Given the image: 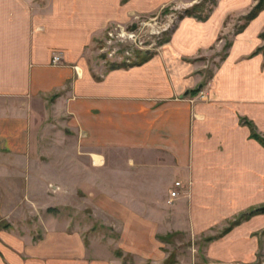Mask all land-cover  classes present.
I'll return each mask as SVG.
<instances>
[{
    "label": "crops",
    "instance_id": "obj_1",
    "mask_svg": "<svg viewBox=\"0 0 264 264\" xmlns=\"http://www.w3.org/2000/svg\"><path fill=\"white\" fill-rule=\"evenodd\" d=\"M173 1L0 0V157L21 161L39 142L51 159L41 174L67 172L71 158L78 180L56 188L83 191L82 209L117 223L119 247L136 264H161L168 255L144 239L176 232L207 238L201 261L188 251L179 264H264V213L223 230L264 204V146L249 124L264 136V9L226 51L221 36L230 15L258 0H218L206 20L185 16L142 64L110 69L96 57L95 39L111 22ZM213 52L219 59L208 76ZM35 169L13 173H30V181ZM14 201L15 213L21 197ZM36 227L40 234L0 229V264H64L94 248L80 223L69 230L58 215H41ZM106 257L104 264H124L113 251Z\"/></svg>",
    "mask_w": 264,
    "mask_h": 264
},
{
    "label": "rangeland",
    "instance_id": "obj_2",
    "mask_svg": "<svg viewBox=\"0 0 264 264\" xmlns=\"http://www.w3.org/2000/svg\"><path fill=\"white\" fill-rule=\"evenodd\" d=\"M217 1L212 3L211 0H174L157 13L140 14L122 23L111 22L102 34L95 39L94 50L96 51V57L98 60H103L108 67L114 64L126 67L133 66V64L142 60L145 52H157L165 44L162 41L166 37L172 36L181 20L179 16L187 8H192L196 3L202 2L205 8L201 12L205 13L209 9L212 11ZM199 11H197L198 14L201 13ZM248 13L239 16L232 14L226 20L225 30L221 34L222 37L228 39L224 51L229 46L231 35L240 32V27L245 23V17ZM224 51L219 53V58L223 56ZM213 53V56L208 57L210 63L207 71L208 76L213 71L215 66L213 64L215 62L217 64L219 59L217 53ZM70 146H73V143ZM33 148L31 156L23 158L21 161H16V159L9 157H0V229L6 228V224L11 227L12 225L13 227L18 225L23 228L32 227L34 229L33 232L37 235L41 233V230L38 227L33 228L35 220L38 221L41 215L46 217L51 214L58 215L64 218L65 225L69 227V230H72L80 223L85 245L88 247H90V244L94 246L87 253H81L80 256H77L78 254L75 255V261L67 259L64 264L108 263L106 255L110 251L121 257L124 264H136L134 256L131 253L124 254V251L119 247L122 239L119 236L120 230L115 227L117 223L95 221L92 207L86 206L82 209L79 204V197L83 191H76L72 188L65 190L56 188L59 183L57 181H61L70 187L72 185L71 182L78 180L71 170V158L67 172L60 173L49 169L43 174L37 173L40 172V166L47 164L51 159L41 156L39 142H34ZM15 167H28V169L29 167L33 169L35 167L34 177L29 181L32 176L30 173L21 175L13 173ZM17 176H20L19 181L23 182L22 189L18 188L15 183ZM44 182H48L46 186ZM40 187L44 189H40ZM20 197L21 205L14 213L16 208L14 200H18ZM86 203H88V200H86ZM216 230L221 232L222 229ZM144 240L145 243L143 245L145 247H147L146 245L150 240L151 243L153 242L156 253L161 258L168 255L164 261L161 260L162 263H159L179 264L187 263L186 261L190 257L192 258V263L201 261L203 257L201 249L207 238H204V236L188 237L184 232H176L169 237ZM197 248L199 249L198 251ZM188 251L192 253L190 257ZM150 262L148 261L144 264H151Z\"/></svg>",
    "mask_w": 264,
    "mask_h": 264
},
{
    "label": "trees",
    "instance_id": "obj_3",
    "mask_svg": "<svg viewBox=\"0 0 264 264\" xmlns=\"http://www.w3.org/2000/svg\"><path fill=\"white\" fill-rule=\"evenodd\" d=\"M124 2L127 0H123ZM212 3H216L217 0H211ZM204 5L202 2L200 3H196L195 5H193L192 8H187L183 13H181V15L179 16L180 19L184 18L185 16H193L198 18L199 20H206L209 17L210 11L211 9H209L207 12L202 13L201 11L203 10ZM264 9V0H258L257 4L252 8V10L246 15L245 17V23L240 27V31H242L247 25L248 23L254 19L256 16H258V14ZM200 10V11H199ZM197 11L201 12V13H197ZM261 37L264 39V31L260 34ZM171 39V36L166 37L162 42L166 43ZM230 44V43H229ZM228 44V45H229ZM263 50L264 51V45L262 47H260L257 52ZM153 53L150 51L145 52L144 57L142 58L141 61H139L138 63H135L133 65H138V64H142L146 61H148L151 57H152ZM120 67H126L123 65H111L109 66L110 69H115V68H120ZM250 124V128H251V134L250 136L254 139H256L258 142H260L263 146H264V136L260 135L254 128V125L252 123ZM260 213H264V204L261 206H257V207H252L247 211H244L242 213H240L239 215H237L234 219H232L229 223V226L224 230V233L229 232L234 226H236L237 224L241 223L243 220L248 219L249 217H251L254 214H260ZM5 227H9V224H6Z\"/></svg>",
    "mask_w": 264,
    "mask_h": 264
},
{
    "label": "built area",
    "instance_id": "obj_4",
    "mask_svg": "<svg viewBox=\"0 0 264 264\" xmlns=\"http://www.w3.org/2000/svg\"><path fill=\"white\" fill-rule=\"evenodd\" d=\"M59 60H60L59 55L54 56V59H53L54 62H58ZM180 185H181L180 181L175 182L176 187H179ZM178 194H179L178 189H174L171 191V197L172 198L176 197ZM236 264H239V263H236Z\"/></svg>",
    "mask_w": 264,
    "mask_h": 264
}]
</instances>
